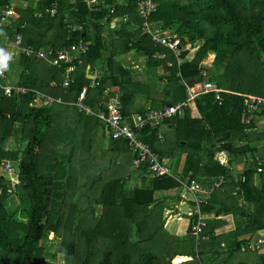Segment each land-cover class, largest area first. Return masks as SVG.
Wrapping results in <instances>:
<instances>
[{
	"label": "trees",
	"instance_id": "obj_1",
	"mask_svg": "<svg viewBox=\"0 0 264 264\" xmlns=\"http://www.w3.org/2000/svg\"><path fill=\"white\" fill-rule=\"evenodd\" d=\"M41 2L39 7L41 18L36 19L26 15L29 23L38 26L40 35L36 41L26 40L23 43L30 45L35 51L48 48L53 51L81 38L87 42L88 50L82 58V64L72 77L73 82L65 90L60 87V73L64 65L54 66L34 57L19 58L23 71L17 85L34 90L45 97L58 99L62 103L74 101L81 88L87 83L83 77L84 66L97 67L101 70L99 84L87 88L85 105L95 112L105 101V89H114L120 94L122 118H129L132 111L136 110L134 106L136 99L143 98L150 102L156 100L152 97L153 87L138 74L133 76V69H127L119 62L120 56L122 57L125 52L133 51L143 57L147 68L162 66L158 81L165 79L166 84L155 96L160 97L158 100L161 103L160 107L184 98L183 87L177 83L176 73L188 85H192L199 80L198 62L207 53L214 55L209 69V79L213 80L221 90L219 100L215 101L210 92L199 94L189 104L182 118H170L160 124L146 125L137 132V136L162 160L165 158L163 157L165 151L156 145L163 142L161 135V140L158 139L157 127L161 124L166 126L167 133H164V138L170 140L172 144L170 150L185 151L196 158L192 159L188 166L190 172L188 178L193 180L198 178L204 182L221 178L232 181L236 194L250 205L248 213L239 212L245 220V228H249L252 233L261 229L263 227L261 219L264 217L263 185L259 184L256 187L250 183L251 170L242 172L239 177L231 178L228 169L230 161L220 164L212 157L219 151L227 152L231 156L254 151L246 144L234 146L233 141L247 137L243 130L253 127V121L247 119L248 113L242 106L241 96L264 97V0H156V10L150 20L158 22L162 27L172 29L181 40L190 42L195 49L192 59L180 66L175 65L165 49L153 45L146 36L140 35L138 31L127 32L130 24H139L134 12L133 0H123L122 4L115 3V0H103V6L97 4L93 6L94 9L87 7L85 0H41ZM4 3L0 2V6ZM51 3L55 4V13L52 17L42 12ZM108 10H112V13ZM29 12L27 11V14H30ZM124 15L128 18L122 22ZM116 17L120 20L117 26L110 29L108 22ZM64 20L66 22H63ZM66 24H78L81 31L68 32ZM50 30L55 32L54 37L47 35ZM105 31L107 36L111 37L109 44L104 35ZM107 47L109 52L104 57L103 53ZM156 52L164 53L165 60L171 62V67L166 68L163 61L152 59L151 55ZM100 61L103 62L102 69L97 66ZM220 66L222 68L218 73ZM4 97L8 101L0 105V159L13 157V154L8 153L7 150L3 151L5 148L3 144L11 135L17 134V137L19 135L23 148L16 158L14 175L7 177L0 174V264H50L42 260L45 253L41 244L48 234L57 237L60 228L66 230L67 235H72L70 225L75 220L74 213L78 212L74 203L68 202L64 205L67 196L64 191L65 193L60 195L57 215L51 214L52 205L55 204L54 183L50 175L40 173L38 168L41 161L40 150L53 120L48 107L54 102L51 105L34 106L31 92L21 96ZM165 97L169 100L165 101ZM137 111L136 114L144 112ZM96 124L99 122L93 116H85L81 123L80 134L83 138L76 145L80 146L85 155L79 157L81 161L79 170H85L87 166L90 170L94 167L90 163L91 160L93 161L91 143L88 142L86 146L83 139L89 138L88 133ZM199 151L200 156L197 154ZM105 154H110L111 160L105 163L103 157L104 160L99 162L100 167H95L96 173L91 176V181L85 179L81 184H88L87 190L90 191L98 189L93 202L101 207L99 220L85 231L77 232V235L84 237L86 247L80 256L74 255L75 241L70 239L61 241L57 252L63 256L73 255V264H170L172 260L170 249L163 256L160 255L163 260V263H160L155 254L141 251L143 247L136 246H142L154 238L155 224L161 228L157 216L153 233L141 236L145 230L146 220L154 216L153 193L177 187L178 178L151 177L145 168L140 166L132 171L149 176L147 185L125 190L124 177L128 174V165L131 166L133 155L124 141L111 138ZM116 157L121 159L118 165L115 164ZM200 157L203 160L202 165H206L203 168H197ZM108 165L111 166L110 173L101 174L106 172L101 167L109 168ZM51 166L53 169L56 167L55 164ZM116 169L118 171H115ZM107 175L110 176L105 179ZM12 178L14 183L10 181ZM261 180L263 181L264 178L261 177L259 181ZM96 184L101 186L96 187ZM15 188L14 194L24 201L26 208L19 210L24 222H19L13 228L12 224L15 223L10 219L2 197L6 196L10 189L14 191ZM92 211V208L89 209L87 215L92 217ZM202 211L205 212V209L202 208ZM85 219L86 217L83 223ZM139 222L144 225L139 226ZM134 225H137L135 233L138 240L131 242L130 236L134 231L132 230ZM75 226L77 227V222ZM99 236L106 238L107 245L111 244V248L107 251L102 249L98 259L93 261L95 255L92 258L91 256L95 253L93 250L95 246L92 244ZM189 237L192 240L194 256L198 258L201 254L200 242L197 244L190 235ZM231 246L230 251H237L239 242H234ZM133 249L138 251H131ZM129 253L138 257L137 260L131 261ZM86 256H90L91 260H87ZM259 257L264 264V253Z\"/></svg>",
	"mask_w": 264,
	"mask_h": 264
},
{
	"label": "built area",
	"instance_id": "obj_2",
	"mask_svg": "<svg viewBox=\"0 0 264 264\" xmlns=\"http://www.w3.org/2000/svg\"><path fill=\"white\" fill-rule=\"evenodd\" d=\"M85 4L90 9H94V5L103 6V0H85ZM156 6V0H133V8L139 24H130L127 32L138 31L140 35L146 36L153 45L165 49L172 57L176 66L190 61L195 51L190 42L184 39L181 40L172 29L162 27L158 22L150 20V17L155 13ZM42 12L52 17L55 13V4L51 3ZM108 12L112 13V10H108ZM13 17L14 11L11 7L0 6V38H2L0 50H3V53L15 59L21 57L30 59L34 57L43 59L54 66L64 65L60 73V87L64 90L67 89L73 82L72 77L82 64V58L88 50L87 42L80 38L57 50L52 51V49L48 48L46 50L35 51L30 45L22 42L21 36L16 30L10 32ZM33 17L39 19L42 17V13L35 12ZM127 18L128 16L124 15L121 21L125 22ZM63 22L66 21L64 20ZM115 26H117L116 18H112L108 22V27L113 29ZM66 30L74 33L81 31V27L78 24H66ZM182 53H184L183 56ZM151 58L160 62L163 61L166 68L171 67V62L165 60L164 53L156 52L151 55ZM213 59L214 55L207 53L198 62L199 80L195 81L192 85H188L176 73V77H178L177 83L183 87V100L163 105L158 109L148 108L142 114H132L129 118L125 119L122 118L120 113V94L114 89H105V101L102 103L101 108L95 112H92L90 107L85 105L84 100L87 88H92L99 84L101 70L97 67L84 66L83 77L87 83L81 88L76 99L72 102L62 103L58 99L45 97L34 90L18 85H0V91L3 96H21L31 92L33 93L34 106L38 105L39 107L54 102L70 106L77 113L84 116H93L103 127L108 139L121 140L126 143L128 150L133 155L130 166L132 170H137L140 166H143L151 177H172L174 175L169 166L153 153L147 144L138 139L137 132L146 125L160 124L170 118H182L189 104L199 94L210 92L213 94L214 100L218 101L221 90L213 80L209 79V69ZM159 68L162 69V66L160 65ZM5 74L6 68L0 69V80L5 78ZM160 82L166 84L165 79H162ZM241 99L242 106L248 113V120H254L256 117L264 119V97L242 95ZM158 139L161 140V137L158 136ZM3 151H6V149L4 148ZM256 171L260 172V169ZM14 172L7 159H0V173L2 175L11 177L14 175ZM178 183L190 196V206L185 215L188 218L189 235L198 244L204 239L203 229L205 227V220L200 212L202 200L196 194L200 192V188L188 176L185 177V181L183 182L178 180ZM256 245H262V242H257Z\"/></svg>",
	"mask_w": 264,
	"mask_h": 264
},
{
	"label": "crops",
	"instance_id": "obj_3",
	"mask_svg": "<svg viewBox=\"0 0 264 264\" xmlns=\"http://www.w3.org/2000/svg\"><path fill=\"white\" fill-rule=\"evenodd\" d=\"M12 1L17 4L15 8H13L10 5ZM0 2H5L4 5L2 6H9L14 11V17L11 22L10 32L12 30L13 31L16 30L20 34L22 42L26 40L36 41L38 36L40 35V29L38 28V26L34 25L33 23H29L26 20V15L33 17V14L35 12H40L39 7L41 6L42 3L41 0H0ZM115 3L122 4L123 0H115ZM27 11H30L29 13L32 15L27 14ZM118 19L119 18L116 17V22H119L120 19L119 20ZM43 29L45 30V27H43ZM54 33L55 32L53 30H50L47 35L54 37L56 35ZM130 61L129 63L125 62L127 65L124 66L127 69L132 70L134 69V67H136V64L134 63L135 62L134 59L131 58ZM135 74L136 73L134 72L133 76ZM158 82L161 83L160 81ZM149 84L151 85V83ZM161 85H162L161 87L162 89L165 84L161 83ZM165 94L167 95V90H165ZM155 96H153L152 94V97L156 100L155 102H150L145 99L144 101L142 100L143 102H145L144 105H142L143 107L141 105H136L135 106L136 110L132 111L130 115L136 114L138 112L137 110L145 111L148 108L158 109L161 104L160 102H158L160 97H155ZM164 100L167 101L169 100V98L165 97ZM69 108L71 109V107ZM58 109L61 110V114H62L61 120L64 121L58 129L56 128L58 132L59 140H63V141L66 140L65 142L69 141L70 143L74 142V144L76 142H77L76 144H78V142L80 143L81 139L83 138L80 134L82 130L81 123L83 122L85 116L78 114L74 109L70 110L68 108H61V107H58ZM60 110H58V112H60ZM73 111L75 112L73 113ZM252 121H253V127L248 130H243V133L247 135V137L241 138V140L239 141H233V145L235 144L234 146H244L246 144L249 149L254 150L252 153L246 151L245 154L237 153L231 156V154L227 152L219 151L213 154L212 159L218 160L220 164L221 163L223 164L226 161H230V166L228 167V169L230 171L229 173L231 178L236 176L239 177V174H241L246 170H249L247 168H242L241 170H238L236 171V173H234L233 161L235 159L238 160L244 159L245 161L250 159L248 163L249 165H253L254 163H256V165L254 166L255 173L259 174V172L256 171L257 169L261 170L260 174L264 173V168L259 163V162L264 163V119L261 117H256ZM99 125L101 124L99 123ZM72 128H75L77 130V133L72 134L70 132ZM91 133L92 132L90 129L88 133L89 138L86 137L84 139V142L86 143V146L88 142L91 143V148H92L93 136L91 135ZM164 133H167L166 126L162 124L158 125L157 134H159V136L160 135L162 136L163 142L160 144L156 143V145L159 148L163 149V151H165V154L163 155V157L165 158L162 159L164 160L163 162H165L169 166L173 175L177 177L178 180L183 182L185 181V177L187 175L189 176L188 173L190 172L188 166L191 163V160L196 158H194L193 156H191V154L185 151L182 152L171 151L170 148L172 144L170 140L168 141L164 138ZM101 135L102 137L100 138L102 139L101 140L102 150L105 151L107 149L109 139L106 136L103 127H102ZM54 146H55L54 144H51L49 147L51 148V150L47 151V153L51 155L53 158L57 157L58 164H55L57 161L54 162L56 166L55 168L61 169L60 163L66 156L68 157V155L66 154L59 155V153L55 151ZM199 153L201 154L200 151L197 154ZM197 154H195V156ZM84 155L85 154L83 153L82 156ZM100 155L102 156V154ZM248 156H250V158H248ZM120 160H121L120 157L119 158L116 157L115 164L118 165L120 163ZM202 161L203 160H201L200 157L199 162L197 164V168H203L206 166V165L205 166L202 165L203 164ZM86 171L87 173L91 172L90 174L94 173L90 170L89 166L86 167ZM143 174L145 173L133 172L132 170H130L128 165V174L124 177L126 181L124 184V189L128 190L135 187H142L147 185L149 176H143ZM193 181L197 183L200 188V192H197L196 194L202 200V203L200 205V210H201V215L205 220V227L203 230L204 239L200 241V244L203 242H207V238H209L210 233H215L216 236L222 238L223 240L220 241L218 244V246L222 249L221 253L212 251V248L210 247L209 244L204 246L203 250H201V253H205L206 255L210 256L212 260L211 262H214L215 264H241V260L235 258L233 254L243 253V259L247 260L250 258L246 257L247 255L246 253L250 251L254 252L261 261L262 258H260L259 256H261L264 253V236L263 237L258 236L257 235L258 230L252 233L248 230L249 228L247 227L245 228V220L240 215L239 212L241 211L244 213H248V211L250 210V205L242 201L240 196L236 194V188L234 187L233 182L229 181V179H222V178L218 180L206 181V182L197 178V180L194 179ZM259 184L263 185L264 187V180L259 181L258 179L254 183L256 187H258ZM152 198H153L152 213L153 215L159 216V223L161 229H165L166 232L165 235L169 238H172V240L170 241L171 244L174 246L173 249H171L170 254L173 253L178 248H182L184 246L183 243L185 237L188 238V241L191 245L192 240L188 235V231H187L188 225L187 222L185 221L187 219L184 218L185 220H184L183 232L182 229H180L182 219L185 216L184 214L187 212L190 206V201H189L190 196L188 195V193L183 189V187L178 185L175 188L167 189L165 191H155L152 195ZM202 208L203 210L205 209V212L202 211ZM159 210L160 213L158 214ZM234 242H239V248L237 251H230L232 250L231 245ZM257 242H262V245H256ZM258 264H262V263L258 261Z\"/></svg>",
	"mask_w": 264,
	"mask_h": 264
},
{
	"label": "rangeland",
	"instance_id": "obj_4",
	"mask_svg": "<svg viewBox=\"0 0 264 264\" xmlns=\"http://www.w3.org/2000/svg\"><path fill=\"white\" fill-rule=\"evenodd\" d=\"M11 3L10 5L13 8L17 6V4L14 3L13 1ZM104 35L106 37L107 43L109 44V39L111 37L107 36L108 34L106 31L104 32ZM1 41H2V38H0V42ZM108 52H109V49L107 47L105 53H103L104 57L108 54ZM131 58L135 60L134 63L136 64V67H134L133 71L139 76H141L140 78H142L146 83H151V85L153 86L152 91H154L152 92L153 96L158 95L159 94L158 91H160L162 87L161 83L158 82V78L160 77V74L162 73V69H160L159 67L147 68L144 64V58L135 54L133 51L125 52V54L122 57L120 56L119 62L122 63L123 65H127L126 63H129ZM98 63L99 64L97 66L102 69L103 62L100 61ZM137 66L139 69L137 68ZM221 68H222L221 66L218 68V71H217L218 73L221 71ZM22 71H23L22 65L19 59L10 58L7 61L5 78L3 80H0V85H17ZM253 96H256V95H253ZM142 100L144 101L143 98L136 99L134 102V106L144 105L145 102H143ZM7 101L8 100L6 99V97L2 96L1 91H0V105L6 103ZM52 104L53 105L50 104L51 106H49L48 108H49L51 115L53 116V120H52L50 129L47 131V134L45 136L42 149L40 150L41 161L38 164V168H39L40 173L42 174L45 173V174L50 175L52 178V182L54 183L53 197L55 198V204L52 205L53 207L51 208V214H53L54 216L57 215L60 195L64 191H66V194H67L66 198L64 199L65 200L64 205L67 204L68 202L74 203L76 205L78 212L74 213L75 220H73L70 225V232L72 233V235H67L66 230L62 228H60V234L57 237L53 234H48L46 240L43 242V244H41L42 250L45 253V256L42 257V260L43 262L45 263L48 262L50 264H73L74 263L73 255L63 256L61 253L57 252L59 248V243L61 241H69L70 239L73 242L75 241L74 255L76 254L80 256L82 251L86 247V244L84 242V237H82L79 234L77 235V232H79V230L85 231L88 227L92 226L96 222V220L97 221L99 220L98 218L100 216L101 207L99 204H95L93 202L94 197L98 192V189L94 188L96 191H90V190H87V188L89 187L88 184L81 185L83 183V180L85 179L91 181V176L94 175V174H90L91 172L87 173L86 169L85 170L80 169L81 171L78 169L81 167L80 166L81 161H79V157L84 153V151H82L80 146L78 147L76 145L77 142L74 144V142L70 143L69 141L65 142L66 140L64 141L59 140V136H58V132L56 128L58 129L64 121L61 120L62 114H61V110L58 109V107L68 108V109L70 108L65 105H61V104H55V103H52ZM58 110H60V112H58ZM62 110H65V109H62ZM70 110H72V108ZM74 112L75 111H73V113ZM70 132L72 134L77 133V130L75 128H72ZM91 132H92L91 135L93 136L92 148H91V154H92L93 161L91 160L90 163L92 164V166H94L91 169V171L96 173L95 171L96 168L100 167L99 162H101V160L102 159L104 160L105 158L104 162L106 163V161L107 162L110 161L111 158L109 157L110 154H105V151L102 150V145H101L102 139L100 138L102 137L101 125L96 124V126H94L91 129ZM83 143H84V139H83ZM51 144L55 145L54 146L55 151H57L59 155L60 154L68 155V157L66 156L60 163V168L62 169V171L61 169H56V168L53 169L51 166L52 164H54V162L57 161V157L53 158L51 155L47 153V151L51 150V148H49ZM3 145L8 153L13 154V157L9 159L7 158V159L10 162L14 171H16V165H17L16 158L19 157V153L21 152L23 148V144L19 140V135L18 137H17V134H14L13 136L11 135ZM100 154H102V156ZM248 158H250V156H248ZM249 161L250 159L246 161L244 159H240V160L235 159L233 161L234 173H236V171L238 170H241L242 168H247L251 170L250 183L254 185L256 180L260 179L261 177L264 178V173L261 175L255 173L254 166L256 165V163H254L253 165H249L248 164ZM259 163L262 166H264L263 162H259ZM55 164H58V161ZM108 166L109 168L107 166L101 167L102 170L104 169L106 171L101 174H104V173L106 174L107 172L110 173L111 166L110 165ZM130 170L132 169L130 168ZM115 171H118V169H116ZM109 176L110 175L105 176V179H107ZM10 181L14 183L13 178ZM98 186H101V184L100 185L96 184V187ZM15 191H16V188L14 191L13 189H10V192L8 193L6 192L7 195L2 197V201L4 203L5 209L10 219L13 220V223H15V224H12L13 228L16 227L19 222H24V217L21 216V213L19 212V210L20 208H26V204L24 203V201L18 198V196L14 194ZM91 208L93 210L92 217L87 215L89 213V209ZM81 211H83V213H81ZM84 213L86 214L84 215ZM157 216L158 215L151 216L149 219L146 220L145 225L144 223L142 224L145 227V230L141 233L142 237L153 233L154 221ZM84 217H86V219H85V222L83 223L82 221L84 220ZM184 218L187 220H185ZM184 220L187 222V225H188V218L184 216L182 219L181 225H180V229H182V232H183V227H184ZM76 222H77V227L75 226ZM140 223L141 222H139L138 225L142 226ZM158 226H159L158 224H155L156 228L154 229V238L151 241L143 244L142 246L138 245L136 247H139V248L143 247L141 251L152 252L153 254L157 256L159 262L163 263V260L160 255L163 256L168 249L170 250L173 249L174 245H172L170 241L172 240V238H169L165 235L166 234L165 229H161ZM136 228H137V225H134V228H132V230L134 231L130 236L131 242H135L136 240H138L136 233H135ZM165 238L168 240H166ZM220 241H223L222 238L216 236L215 233H210L209 238H207V242L201 243L199 246V249L203 250L204 246L209 244L210 247L212 248V251L221 253L222 249L218 246ZM107 243L108 242L106 238H102L101 236L95 238V242L92 244L95 246V248H93L95 253L91 256L92 258L95 255L93 258V261L98 259V256L100 252L102 251V249L103 251L110 250L111 244L107 245ZM183 245L184 246L182 248H178L177 250H175L173 253L170 254V256H172V260L170 261L171 262L170 264H210L211 263L212 260L210 256L206 255L205 253H201L198 258L194 256V250L191 248V245L187 237H185ZM105 248H108V249H105ZM131 251H138V250L133 249ZM246 254H247L246 257L250 259L244 260L243 253H238V254H233V255L235 256V258H238L241 260V264H258V261L261 262L258 256L254 252L250 251ZM128 255L131 261H136L138 258V257L133 256L130 253ZM86 258L87 260L88 259L91 260L90 256H86Z\"/></svg>",
	"mask_w": 264,
	"mask_h": 264
},
{
	"label": "clouds",
	"instance_id": "obj_5",
	"mask_svg": "<svg viewBox=\"0 0 264 264\" xmlns=\"http://www.w3.org/2000/svg\"><path fill=\"white\" fill-rule=\"evenodd\" d=\"M10 55L3 54V50H0V69L7 67V61L10 59ZM67 106V105H66ZM70 107V106H69ZM79 114V113H78ZM82 115V114H81Z\"/></svg>",
	"mask_w": 264,
	"mask_h": 264
},
{
	"label": "water",
	"instance_id": "obj_6",
	"mask_svg": "<svg viewBox=\"0 0 264 264\" xmlns=\"http://www.w3.org/2000/svg\"><path fill=\"white\" fill-rule=\"evenodd\" d=\"M261 222L264 225V217L261 219ZM257 235L260 236V237H263L264 236V227L262 229H260V230L257 231Z\"/></svg>",
	"mask_w": 264,
	"mask_h": 264
}]
</instances>
